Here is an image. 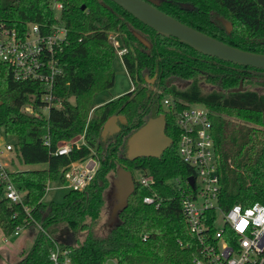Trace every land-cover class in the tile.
Instances as JSON below:
<instances>
[{"label":"trees","instance_id":"obj_1","mask_svg":"<svg viewBox=\"0 0 264 264\" xmlns=\"http://www.w3.org/2000/svg\"><path fill=\"white\" fill-rule=\"evenodd\" d=\"M157 1L159 11L206 36L242 51L264 54V41L246 40L264 38V0ZM54 2L61 6L57 18ZM181 4L190 8H182ZM219 16L231 24L230 32L216 19ZM0 23L16 32H24L27 24H33L40 35H46L53 25L65 30L60 50L55 52L61 74L55 82L54 96L60 106L48 108L46 115L40 112V84L16 82L10 68L0 64V127L5 145L14 151L18 164L45 165L40 169L6 171L8 181L22 192L20 204H11L0 185L3 236L21 225L24 207L42 229L37 231L28 252L14 264H49L50 242L46 236L54 237L60 229L67 238L85 231L81 241L75 240L73 245L67 239L60 242L61 247L70 250L76 264H104L109 260L115 264H194V239L184 225L178 199L167 184L191 171L176 157L178 129L173 115L162 106L166 96L202 104L210 112L218 208L225 212L233 205H264V94L247 89L232 91L242 80L240 73L264 74L263 70L203 56L173 38L158 36L109 0H0ZM236 28L248 34H238ZM109 34L114 35L115 48L108 42ZM120 50H124L120 61L131 90L95 107L97 93L113 84L111 62ZM199 76L220 90L203 93L198 86ZM150 79L155 93L148 89ZM174 81L186 84L177 89ZM23 108L38 116L24 113ZM228 112L239 114L243 122L257 127L226 119L222 114ZM159 115L164 117L169 147L158 158L128 161L127 137L147 119ZM110 116H122L126 123L119 125L118 133L102 141L100 130ZM76 136H82V145L72 147L67 155L55 154L56 144ZM45 140L47 146L43 144ZM87 157L97 163V169L85 190L69 191L60 203L44 205L41 200L46 184L62 182L61 172L70 163ZM117 167L131 176L134 172L151 176L154 184L147 189L134 182L133 194L118 213L116 223L98 232ZM153 193L164 198L156 209L141 201Z\"/></svg>","mask_w":264,"mask_h":264},{"label":"built area","instance_id":"obj_2","mask_svg":"<svg viewBox=\"0 0 264 264\" xmlns=\"http://www.w3.org/2000/svg\"><path fill=\"white\" fill-rule=\"evenodd\" d=\"M52 8L57 13L61 6L54 2ZM64 36L65 30L61 25H53L46 35H40L37 26L33 24H27L24 32H16L0 23V64L10 68L14 81H36L40 84L42 93L39 100L43 104L40 112L45 115L48 108L60 106V101L54 96L55 82L61 74L55 52L60 50ZM123 52L124 50L120 51L118 56ZM162 106L173 115L174 124L178 129L176 157L191 171V174L184 178L170 179L167 184L178 199L184 225L195 242L197 255L192 262L264 264V205H233L223 212L216 204L218 175L208 109L202 104L185 103L170 96L163 98ZM24 109L28 110H22ZM31 113L38 116L36 112ZM80 138L82 141V136ZM43 144L47 146L48 142L45 140ZM82 144L83 141L79 145ZM72 147L71 140L58 143L54 152L56 155H67ZM10 150L9 145L4 146L5 152ZM96 169L97 163L91 157L70 163L61 172L62 182L59 188L69 191L85 190L93 180ZM134 173L136 176H132L133 184L136 182L142 188H152L154 181L151 176ZM187 178L193 179L192 188L188 185ZM49 183L44 188V194ZM0 185L4 197L11 204L21 203L22 192L8 181L7 173L1 166ZM141 201L156 209L164 198L153 193L151 196L142 197ZM23 211L25 219L21 225L13 228L9 237L18 236L21 228L42 231L32 218L30 210L24 207ZM218 213L221 218L217 225ZM46 237L50 242L47 251L49 264H76L70 257V250L60 246V242L67 239V236L63 235L58 240L55 237ZM142 239L144 240V237ZM7 240L6 237L1 239L4 244Z\"/></svg>","mask_w":264,"mask_h":264},{"label":"water","instance_id":"obj_3","mask_svg":"<svg viewBox=\"0 0 264 264\" xmlns=\"http://www.w3.org/2000/svg\"><path fill=\"white\" fill-rule=\"evenodd\" d=\"M124 12L132 16L156 35L173 38L203 56L229 63L231 65L264 71V54L242 51L217 41L196 31L157 9V0H109ZM182 8H190L188 4H181ZM83 9V6L80 7ZM219 22L228 33L231 24L219 18ZM135 38L145 47L148 44L138 35ZM152 80L148 81L150 86ZM241 90L240 84L232 91ZM156 89L153 90V93ZM126 121L122 116H110L103 123L100 130L102 141L108 136L119 132L120 124ZM165 122L163 115L149 118L138 129L132 132L125 142V158L133 161L138 158H158L171 143L164 134ZM188 185L193 187V179L187 178ZM134 184L131 173L122 167H117L111 179V187L107 194L109 212L105 226H112L117 221L119 212L125 209L128 198L133 194Z\"/></svg>","mask_w":264,"mask_h":264},{"label":"rangeland","instance_id":"obj_4","mask_svg":"<svg viewBox=\"0 0 264 264\" xmlns=\"http://www.w3.org/2000/svg\"><path fill=\"white\" fill-rule=\"evenodd\" d=\"M56 14V12H55ZM57 15V14H56ZM219 18L225 19L222 16L217 17L216 19L219 21ZM220 23V22H219ZM221 24V23H220ZM236 32L238 34H248L246 32H241L239 28H236ZM114 35L109 34L108 35V42L115 48L116 45L113 41ZM243 39V38H241ZM257 40V41H264V38H246V40ZM122 51V50H120ZM119 51V52H120ZM116 52V55L112 59L111 62V68L114 74L113 77V84L111 88L107 90H102L97 93L96 97L94 98V106L98 107L100 105H103L113 99H116L127 92L131 90L132 84L130 83L129 78L124 72L123 66L120 61V57L118 56V53ZM242 80L239 82L241 89H247V90H252L257 93H262L264 94V74H255V73H249L246 72L243 74L240 73ZM152 80V79H150ZM149 80V81H150ZM153 82V81H152ZM172 84L177 88L181 89L186 83L183 81H174ZM238 84V85H239ZM244 84V86H243ZM198 86L200 90L203 93H208L210 91H217L220 90L216 87L214 84H209L203 80V77L199 76L198 77ZM148 89H156V87H153L152 85L148 87ZM70 103H73V99H69ZM26 111V112H25ZM24 113H29L31 114V110L28 108V110H23ZM210 113V112H209ZM213 114L215 112H212ZM45 114V113H43ZM223 117L226 119L236 122V123H244L249 126H254L257 127L256 124L253 123H245L241 119V116L239 114H235L234 112H228L222 114ZM90 116V112L88 114V118ZM5 141L3 138V130L2 127H0V166L4 168L5 171L10 172L13 170H29V169H40L44 168L45 165L43 164H38V165H23V164H18V159L16 155L14 154V151H9L5 152L4 151V146H5ZM62 142H59L61 144ZM71 143L73 144V147L78 146L80 143H82L80 136H76L71 140ZM133 176H136L134 173ZM61 186V183L59 181L56 182H50L47 185V190L45 191V194L41 200V202L44 205H47L49 203H60L62 201V197L69 192V190L65 188H59ZM52 188H56L55 190ZM106 200V199H105ZM109 212V207L108 203L105 202L104 207L102 208L101 211V219L99 222L98 227L99 228L98 232H103L105 231L108 226H105L107 216ZM218 220H217V225L219 224V219L221 218L220 214L218 213ZM61 230V229H60ZM59 232L54 236L56 240L58 238L60 239L64 234ZM37 231L36 229H28V228H21L18 232V236L16 237H9L10 234L6 235L5 237L8 239L7 242L5 243L6 246H3L0 243V264H14L17 261H19L24 255L28 252L30 249L34 237L36 235ZM85 234V231L78 232L74 236H71L67 238L66 242L70 244H74L75 240L81 241L83 235ZM3 238V233H1L0 230V240ZM106 264H115V262L109 260L106 262Z\"/></svg>","mask_w":264,"mask_h":264},{"label":"crops","instance_id":"obj_5","mask_svg":"<svg viewBox=\"0 0 264 264\" xmlns=\"http://www.w3.org/2000/svg\"><path fill=\"white\" fill-rule=\"evenodd\" d=\"M9 152V151H8ZM3 237H5V236H3ZM0 243L3 245V246H6V244H4V243H2V241L0 240Z\"/></svg>","mask_w":264,"mask_h":264},{"label":"flooded vegetation","instance_id":"obj_6","mask_svg":"<svg viewBox=\"0 0 264 264\" xmlns=\"http://www.w3.org/2000/svg\"><path fill=\"white\" fill-rule=\"evenodd\" d=\"M63 237V236H62Z\"/></svg>","mask_w":264,"mask_h":264}]
</instances>
